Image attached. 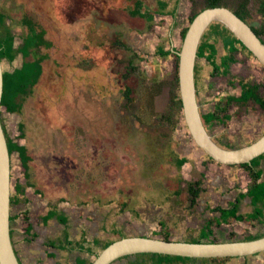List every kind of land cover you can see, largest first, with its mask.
Returning a JSON list of instances; mask_svg holds the SVG:
<instances>
[{"label": "rangeland", "instance_id": "374dc122", "mask_svg": "<svg viewBox=\"0 0 264 264\" xmlns=\"http://www.w3.org/2000/svg\"><path fill=\"white\" fill-rule=\"evenodd\" d=\"M139 1L142 12L155 15L153 20L135 15L136 0H0V13L7 17L5 22L15 35L16 46L26 36L29 22L44 28L53 45L39 51L48 58L39 83L28 97L20 99L22 112L9 114L2 109L7 134L28 149L31 181L40 190L37 193L27 188L28 202L11 210L17 217L13 239L24 264L35 263L28 253L36 251L25 232L27 225L37 226L42 213L61 204L87 207L98 225L104 219L110 228L105 232L109 233H118L119 229L123 235L146 234L157 239L167 234L189 243L197 237L209 239L211 226L208 230L206 225L210 212L206 205L208 193L212 198L214 183H219L218 178L213 179L219 173L209 171L208 162H216L195 145L181 112L175 108V54L159 55L160 48L172 53L173 49L181 50L182 31L205 9V0H179L174 15L170 11L172 0H165L169 11L158 0ZM223 3L234 12L241 1ZM247 22L255 29L263 28L259 0L250 1ZM212 25L207 39L217 35L218 23ZM118 42L122 46H117ZM219 50L218 61L222 54ZM208 55L205 53L202 59L207 60ZM233 57L229 75L207 71V64L208 69L221 71V61L215 65L207 61L196 72L197 90L199 84L202 86L198 97L201 113L208 114L217 107L226 109L224 124L216 121L208 131L216 137L215 142L223 141L230 149L248 146L264 134L263 109L229 101L240 95L237 85L242 77L264 82V67L246 52ZM21 63L19 58L13 65L5 61L2 65L12 71ZM131 63L136 70L124 78ZM201 73L208 74L203 83ZM127 89L131 90V101L124 95ZM168 117L171 122L165 120ZM20 124L24 125L23 137ZM181 158L187 163L179 167L177 159ZM11 176L13 185H26L17 154L11 159ZM195 181L202 182L203 197L191 208L188 187ZM120 202H126L124 213L117 211ZM255 208L248 212L247 219L258 218L264 227L263 206L256 204ZM54 212L59 219L63 217ZM143 215L149 217L142 219ZM215 229L210 240L229 242L248 236L245 224ZM263 234L262 229L259 236ZM140 255L115 264L149 258ZM225 264H264V252L233 258Z\"/></svg>", "mask_w": 264, "mask_h": 264}, {"label": "water", "instance_id": "95a60500", "mask_svg": "<svg viewBox=\"0 0 264 264\" xmlns=\"http://www.w3.org/2000/svg\"><path fill=\"white\" fill-rule=\"evenodd\" d=\"M221 23L252 53L264 67V41L252 27L226 7L205 9L190 24L179 57L178 81L182 114L195 145L218 164L235 166L250 164L264 154V136L241 148L226 149L218 145L206 130L200 111L195 81L198 49L213 23ZM174 50V49H173ZM4 69L0 61V264H21L11 237V156L3 128L2 96ZM264 252V237L251 241L222 243H189L165 239L128 237L104 249L92 264H113L117 260L139 254H158L192 259L243 258Z\"/></svg>", "mask_w": 264, "mask_h": 264}, {"label": "trees", "instance_id": "16d2710c", "mask_svg": "<svg viewBox=\"0 0 264 264\" xmlns=\"http://www.w3.org/2000/svg\"><path fill=\"white\" fill-rule=\"evenodd\" d=\"M241 3L239 5V10L234 11V13L244 22H247V16H248V5L251 0H240ZM260 2V13L264 15V0H259ZM139 5V4H138ZM165 6V5H163ZM218 7H226L223 3V0H206V7L205 9H212V8H218ZM204 9V10H205ZM141 8L138 6V12L135 13V15H140L142 18H147V21L153 20L155 15H150L148 14V11L145 13H141ZM175 11L171 12V15H173ZM194 17L191 18L190 23L194 20ZM6 15H3L0 13V61L3 63L4 61L9 63V64H14L17 62L19 58H21L22 63L21 66L18 68H14L12 71L9 70H4V89H3V96H2V109H4L7 113L9 114H20L22 112L23 108V101H20V99H24L28 97L32 91L33 88L39 83L40 78L43 74V63L44 61L48 58V55H41L39 54L41 49H46L49 50L53 47L52 43L46 38L47 36V31L39 26H35L31 22L29 24H26L28 27V32L25 37L22 38V43L18 46H16V41H15V35L12 34V31L10 27L7 26L6 24ZM248 23V22H247ZM213 27L211 25L209 29L206 31L204 34L201 44L198 49V58H204L205 53H208V62H211L212 65H215L217 62L220 63V65L223 67L221 71L219 69L214 68V74H220L222 73L223 75H227L229 73L230 65L235 62V59L233 57L234 53L238 52L239 50H242L249 54L250 56H253L252 53L241 43L239 39H237L232 32L227 29L223 24L218 23L216 27H218L217 35L214 37V39H207L206 35L210 31V29ZM189 28V27H188ZM188 28L184 29L182 31V36L183 39L185 38ZM253 31L255 34L261 39L262 36L264 35V26L262 29H255L252 27ZM220 32V33H219ZM219 33V34H218ZM221 40H223L226 55L220 57V60L218 61V48L216 45V41L221 37ZM264 41V40H263ZM117 46H122L121 42L117 43ZM160 53L162 57H168L171 56L172 54L175 56L177 59V64H179V57L175 53L177 52L176 49H174L175 52H171L170 50L166 51L163 48H160ZM30 57H33L34 59L28 60ZM218 66V65H217ZM136 68L133 66V63L130 64L129 68L127 69V72L124 76V78H128V75H130V71H135ZM175 84H176V90L177 92L175 95H173V100L175 103V108L177 109L178 112H181L182 114V102L179 94V81H178V75L175 79ZM241 88H242V95L241 99L243 100H252L256 103H258L260 106L263 107L264 102L261 100L259 97V94L256 93L255 87L250 88L248 83L242 82L241 83ZM131 90L127 89L124 93L125 97L128 99V101H131L130 98ZM232 101H236V99L239 98H230ZM240 100V99H239ZM218 109L214 110L212 113H208L205 116H202V119L204 120V123L206 124V129H209L208 126L212 127L213 123L216 121H219L220 118V113L223 114V118L226 119V116H224L225 108L217 107ZM220 111V112H218ZM183 117V114H182ZM167 119L168 122H171V119ZM3 121V119H2ZM208 124V125H207ZM3 128L5 131L7 143H8V148H9V153L12 157L14 154H17L21 165L24 169V175L26 178V185H22L20 182H16L12 188L13 192L11 195V209L15 207L16 205L21 204L23 201L28 202V198L26 197V189L27 188H32L36 189V186L32 183L31 181V174H30V163L32 162V158L28 153L27 147L24 145H21L17 143L14 139L10 138L9 135L6 132L4 123H3ZM19 131H20V136H24V125L20 124L19 125ZM21 137V138H22ZM227 149H230V147H226ZM208 159L212 162V158L207 156ZM257 160V159H256ZM256 160L252 161L251 164H244L241 165L240 167L249 169L251 167H254L256 164ZM187 163V160L185 158L177 159V165L179 167L184 166ZM251 176L253 174L251 171L249 172ZM202 182L197 181L190 185L189 188V193H190V202H191V207L195 206L197 203L198 198L200 197L201 192L203 191L202 189ZM40 193V190L36 189L35 192ZM127 207V206H126ZM56 210L50 211L48 213V216L46 217L47 221L50 220L51 218H59V215H57ZM221 219L222 220H228L231 217H234L236 220H241L244 221L247 217H241L237 216V204H234L232 208L227 211V210H221ZM231 212V213H230ZM230 213V214H229ZM59 214V213H58ZM224 215L226 217H224ZM25 218L28 219V214L27 212L25 213ZM16 216H11L10 221H11V237L13 240V245H15L14 242V234L15 230L13 228V223L16 220ZM65 218L63 217L62 220ZM27 221V220H26ZM45 222V219H43ZM61 221V220H60ZM213 222H208V226L210 227ZM161 226V224H160ZM206 227V228H207ZM162 228V227H161ZM33 227L31 225H28L25 229V232L27 235H29L32 232ZM209 229V228H207ZM162 230V229H161ZM164 234V233H163ZM35 236V235H33ZM164 239L166 241H171L170 236L167 234H164ZM263 237V236H261ZM260 236L248 238L247 241L255 240L258 238H261ZM201 239H196L194 242L191 243H200ZM112 244V243H110ZM109 244V245H110ZM107 245V246H109ZM105 246L103 250L107 247ZM140 256L143 257H149L146 260H140L135 261L134 264H192L193 261H200L203 264H225L229 260L233 258H212V259H192V258H184V257H174V256H165V255H158V254H142ZM128 258V257H127Z\"/></svg>", "mask_w": 264, "mask_h": 264}, {"label": "crops", "instance_id": "0c3cea01", "mask_svg": "<svg viewBox=\"0 0 264 264\" xmlns=\"http://www.w3.org/2000/svg\"><path fill=\"white\" fill-rule=\"evenodd\" d=\"M158 1L160 2V4L162 3L163 5H165L164 10L169 11L168 2H166L165 0H158ZM172 3L174 4V6L170 11L171 12L175 11L176 13V9H177L176 6L179 3V0H172ZM135 4L137 5V9L135 11L136 13L138 12V6L140 8L142 7V2L139 0H136ZM141 13H145V11ZM175 13H173V15ZM162 15H167V13L162 14ZM219 41H221L220 48L222 51V54H221V57H222L226 55V51H225L223 40H221V38H219L215 42L216 45ZM217 48H218V53H219L220 48L218 45H217ZM243 52L244 51L239 50L238 52L234 53V56L235 54L237 55ZM202 60L203 59L200 58V62L198 63V58H197V62H196L197 66L195 69V75L201 66H204L205 64H207L208 60L204 59L203 62ZM206 69L207 71H209L210 74L211 73L213 74L214 70L208 69V64H207ZM204 78H208L207 73H201V75L199 76L200 83L201 81L203 83ZM204 85L205 84H203V86ZM255 89L257 92V86H255ZM259 97L263 99L261 95ZM236 98L240 99V100L236 99V101H234L237 103L238 102L245 103V104L249 103V105L256 104L252 100L246 101V100L241 99V96L236 97ZM229 101H232V100L230 99ZM259 107L263 109L262 106L259 105ZM224 120L225 119L223 118V115H222L220 116L218 122L224 124ZM262 136H264V134L261 135L260 138ZM256 159L253 160V161L256 160L255 166L249 169L240 167L241 165L227 166V165H222L218 163L213 164V163L208 162L209 171L212 174L219 173L213 178V179L218 178L217 181L219 183L218 184L214 183V186L213 184H211V186H213V190L211 191L212 198L210 197V194L208 193V204L206 205V207H208V211L210 212L208 214L210 218L208 219V221H214V222L212 223L210 227L211 229L210 230L208 229L210 231L209 236H208L209 239L202 238L200 243L202 242H205V243L206 242H210V243L225 242V241H219V240L217 241L216 239L210 240L212 235H214L216 232L215 228L218 226L223 227V226H229V225H236L239 223L247 225V229L245 231L247 232L248 236L244 237V240H242L241 238V240H232V241H247L248 238L259 236L262 229L264 233V227L260 225L261 222H259L258 218H254L251 221H248L247 219L248 212L250 210L254 211L256 209L255 208L256 204L258 206H263V209H264V154H262ZM204 166H206V164H204ZM250 171L253 174V176L250 175L249 173ZM188 190H189V187H188ZM202 197L203 195L200 194V197L198 198L196 205L193 207L191 206L190 207L195 208L197 204H199V200ZM189 202H190V198H189ZM234 204H237V209H238L237 216H241V217L243 216L247 218L241 222L239 220H236L234 217H231L230 219L226 221L222 220L221 219L222 215L220 211L221 210L229 211ZM190 205H191V202H190ZM126 206H127L126 202L125 203L120 202V206L117 211L124 213L123 211L126 208ZM53 210H56L60 214V216H63L65 219L61 220V218L63 217H60V219L51 218L50 220L47 221L46 217L48 216V213ZM192 210H195V209H192ZM107 212L109 211L107 210ZM195 215H196V212H195ZM147 217L149 216L143 215L142 219H147ZM155 217H158V216H155ZM224 217L226 216L224 215ZM39 219H40V222L37 224V226H34L33 224L32 225L29 224L33 227V229H32V232L28 236L31 237L32 242L35 243L36 251L33 252L34 255L33 253L31 254L30 252L28 254H30V257L31 256L34 257V258H31L32 261H35L34 264H92L95 261V260L93 261V258L97 257L103 251V248L105 246L109 245L110 243L119 241L123 238L136 237L134 235L129 236V234L123 235V233L117 228L116 229L118 230V233L105 232L107 230H110L109 225L106 226L107 223L105 224V222L103 221L104 219L101 220L102 222H99L100 225H98V222L95 221L94 216L90 215V211L87 210V207H84V206H80L77 208L66 207L62 204L58 207L53 206L52 208H48L46 212H44V214L42 213ZM43 219H45V222L43 221ZM113 224L115 226V223ZM160 224L161 223H159V225ZM138 236H145V237L147 236L148 238L155 237V236H149L146 234H142V235L138 234L137 237ZM261 236L264 237V234ZM170 240L176 241L172 237H170ZM180 242H185V241H180ZM42 244H43L44 251L40 252L42 250ZM97 249L100 250L99 253L96 251ZM15 251L19 255V252L16 249V247H15ZM45 253H47L46 256H45ZM136 256L138 255L128 256V258L123 257L117 261L120 262V261L129 260V258H132V257L137 258ZM19 257L21 258L20 255ZM116 262H114L113 264H115ZM134 263L135 262H131L130 264H134Z\"/></svg>", "mask_w": 264, "mask_h": 264}, {"label": "flooded vegetation", "instance_id": "af4514ba", "mask_svg": "<svg viewBox=\"0 0 264 264\" xmlns=\"http://www.w3.org/2000/svg\"><path fill=\"white\" fill-rule=\"evenodd\" d=\"M205 5H206V0H205ZM198 59H200V58H198ZM197 66V65H196ZM227 75H229V73L227 74ZM236 78V77H235ZM234 78V79H235ZM248 78H247V76H244V77H242V79H239V81H238V85H237V87H239L240 88V90H241V92H240V95L238 96V97H240L241 95H242V88H241V83L242 82H245V83H248L249 84V86H250V88H252V87H255V86H257V92L256 93H258L259 94V96L261 95V97H263V99H264V82H262V83H260V82H257V80H254V79H250V80H247ZM195 81H196V75H195ZM235 83H233V85H234ZM200 89H201V86H200V84H199V91L197 90V97H199V95H200ZM262 98H261V100H263ZM263 102H264V100H263ZM256 103V102H255ZM255 105H257V106H259V104L258 103H256ZM216 107H217V105H216ZM263 113H264V105H263ZM205 115H207V114H203V113H201V116H205ZM203 120V119H202ZM203 124H204V126H205V128H207L206 127V124L204 123V120H203ZM207 131H208V129H206ZM209 132V131H208ZM210 134V133H209ZM213 136V135H212ZM214 139H216V137H214L213 136V140ZM215 141V140H214ZM217 142V144L218 145H220V146H222V147H226L227 145H226V143H223V141H220V142H218V141H216ZM190 188V187H189ZM190 196V195H189ZM209 222V221H208ZM211 222V221H210ZM212 222H214V221H212ZM240 224V223H239ZM16 255H17V257H18V259H19V261H20V263L22 264L23 262H22V260H21V258L19 257V255L16 253ZM136 257H138V256H136ZM138 259V258H137ZM148 264V263H147Z\"/></svg>", "mask_w": 264, "mask_h": 264}, {"label": "bare ground", "instance_id": "6f19581e", "mask_svg": "<svg viewBox=\"0 0 264 264\" xmlns=\"http://www.w3.org/2000/svg\"><path fill=\"white\" fill-rule=\"evenodd\" d=\"M187 130H188V128H187ZM188 132H189V130H188ZM189 134H190V132H189ZM191 135V134H190ZM192 137V136H191Z\"/></svg>", "mask_w": 264, "mask_h": 264}]
</instances>
